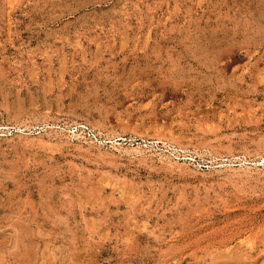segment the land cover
<instances>
[{
    "label": "rangeland",
    "instance_id": "obj_1",
    "mask_svg": "<svg viewBox=\"0 0 264 264\" xmlns=\"http://www.w3.org/2000/svg\"><path fill=\"white\" fill-rule=\"evenodd\" d=\"M0 264H264V0H0Z\"/></svg>",
    "mask_w": 264,
    "mask_h": 264
}]
</instances>
